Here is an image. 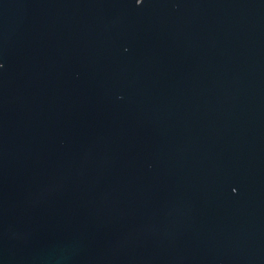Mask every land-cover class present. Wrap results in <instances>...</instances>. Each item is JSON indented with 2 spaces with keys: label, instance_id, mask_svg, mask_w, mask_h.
<instances>
[{
  "label": "water",
  "instance_id": "water-1",
  "mask_svg": "<svg viewBox=\"0 0 264 264\" xmlns=\"http://www.w3.org/2000/svg\"><path fill=\"white\" fill-rule=\"evenodd\" d=\"M0 264H264V0H0Z\"/></svg>",
  "mask_w": 264,
  "mask_h": 264
}]
</instances>
